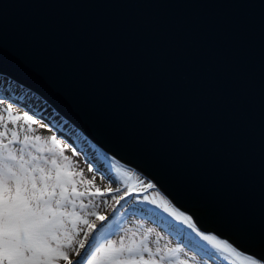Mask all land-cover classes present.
<instances>
[{"label": "water", "instance_id": "95a60500", "mask_svg": "<svg viewBox=\"0 0 264 264\" xmlns=\"http://www.w3.org/2000/svg\"><path fill=\"white\" fill-rule=\"evenodd\" d=\"M0 74L264 257V0H0Z\"/></svg>", "mask_w": 264, "mask_h": 264}, {"label": "snow or ice", "instance_id": "6c2138e0", "mask_svg": "<svg viewBox=\"0 0 264 264\" xmlns=\"http://www.w3.org/2000/svg\"><path fill=\"white\" fill-rule=\"evenodd\" d=\"M4 112L8 115L0 113V264H200L201 260L207 264L217 254L227 264H264V257L244 253L226 239L206 234L151 179L104 152L97 151L95 163L88 168L93 179L84 178L65 155L68 145L56 136L38 135L31 127L48 128L50 122L43 114L13 115L11 104ZM53 118L57 123L61 120ZM20 120L29 127L17 125ZM96 175L124 187H98ZM106 196L113 202V213L126 198L141 197L139 202L151 207L140 211L163 225L179 245L160 247L162 236L150 242L151 229L104 228L109 220ZM97 199L104 208L94 203ZM117 229L121 233L118 240L113 238Z\"/></svg>", "mask_w": 264, "mask_h": 264}, {"label": "rangeland", "instance_id": "374dc122", "mask_svg": "<svg viewBox=\"0 0 264 264\" xmlns=\"http://www.w3.org/2000/svg\"><path fill=\"white\" fill-rule=\"evenodd\" d=\"M0 78H2L3 83H5L3 85V88L0 87V101H2V103H0V113H3L5 117H7L8 114L4 112V109L7 108L9 104H11L13 109V115L23 116L25 112H27L28 114H32L33 112H35L37 116L41 114H43L44 116L47 115L46 122H50L48 124V128L40 127L39 125H32L31 127L35 130V133L44 137L56 136L58 139L62 140L64 144L68 145L65 155H67L70 158L71 163L75 165V168L73 170L77 172H82L84 178L86 179H93V173H90L88 171V168L95 163L94 154L97 151L104 153L106 152L100 149L93 142H91L87 136L78 132L79 130L77 131V128H75L71 124V122L63 118L58 112L54 111L52 107H50L39 96L36 95V99L37 101H40V103L44 104L45 108H41L40 104L38 103L33 106L32 100L30 101V103H21L20 101H18V99L13 98L9 93L11 92L10 87H13V85L11 84L12 80H10L9 78V80H7V77L1 74ZM6 88L9 89L8 92L5 90ZM48 113H52V115L50 116L48 115ZM55 116L61 119L59 123H57V120L53 118ZM65 124L67 126H64ZM17 125H23L25 129L29 127V124L24 122L23 120L18 121ZM9 127L12 126L9 124ZM73 133H75V135ZM23 134L24 133H21V138L23 137ZM83 140H86L87 144L83 143ZM74 152L75 155H73ZM100 171L105 172V169L101 167ZM95 185L101 188L118 186L123 189L124 187L123 184H109L103 181L99 175H96L95 177ZM148 194L151 195V193ZM104 199H108L109 203V206L106 208V214L109 215V220L105 222V225L103 226L104 228H107L108 226L114 227L115 225H119L120 228H132L133 230L139 229V232H145L148 229H151L152 231L148 234L150 242L154 241L157 236H162L164 237V239L160 241V247H163L165 243H167L170 247H176L179 245V241L175 238V236L169 235L168 230L163 225L157 224L154 220H150L148 216H146L140 211L143 208L151 207L150 205L140 203L139 200L141 199V197L133 196L131 200L126 198L125 201L121 202V205L117 207L114 213L112 208L110 207L113 202L107 196ZM94 203H99L100 207L104 208L102 201L97 199L96 201H94ZM140 226L143 227L141 228ZM205 233L216 235L212 232ZM120 234L121 233L119 229H117L115 234L113 235V238L118 240ZM97 235H99V231ZM218 238L221 237L218 236ZM152 247L153 250H155L156 245L153 244ZM191 255L192 253L189 252V256ZM197 259L199 260L200 258L198 257ZM222 261L223 264H227V259H225L222 254H217V257L214 258V260L207 261V264H221ZM165 264H167V261H165ZM200 264H204V261L201 260Z\"/></svg>", "mask_w": 264, "mask_h": 264}, {"label": "trees", "instance_id": "16d2710c", "mask_svg": "<svg viewBox=\"0 0 264 264\" xmlns=\"http://www.w3.org/2000/svg\"><path fill=\"white\" fill-rule=\"evenodd\" d=\"M3 79L2 78H0V87H2L3 88V85L5 84V83H3V81H2ZM7 80H9L8 78H7ZM11 84L13 85V87H10V91L11 92H9L10 93V95L13 97V98H16V99H18V101H20L21 103L22 102H24V103H30V101L32 100L33 101V106L34 105H36L37 104V99H36V94H34L33 92H31V91H29L28 89H26V88H24V87H22V86H20V85H18V84H16L15 82H13V81H11ZM7 92L9 91V89H5ZM45 118L47 117V115H45L44 116ZM77 131L79 130V129H76ZM99 147V146H98ZM100 148V147H99ZM101 149V148H100ZM106 152V151H105ZM107 153V155L108 156H110V158H115V157H113L112 155H110L108 152H106ZM116 159V158H115ZM126 166H128V167H131V166H129V165H126ZM131 168H133V167H131ZM134 169V168H133ZM135 170V169H134ZM139 173V172H138ZM139 174H141V173H139ZM142 175V174H141ZM144 177V176H143ZM166 198H168V197H166ZM169 199V198H168ZM170 200V199H169ZM179 209V208H178ZM179 210H181V209H179ZM185 214H187V215H190L191 216V212H193L194 214H196L194 211H191V212H188V211H183ZM192 217V216H191ZM207 232H212V231H207ZM212 233H214V232H212ZM217 235V234H216ZM220 237V236H219ZM222 238V237H221ZM224 239H226V238H224ZM227 241H228V239H226ZM229 242V241H228ZM257 254L258 255H263L264 254V247H260L259 249H258V252H257ZM257 256V255H256Z\"/></svg>", "mask_w": 264, "mask_h": 264}, {"label": "clouds", "instance_id": "9594fccd", "mask_svg": "<svg viewBox=\"0 0 264 264\" xmlns=\"http://www.w3.org/2000/svg\"><path fill=\"white\" fill-rule=\"evenodd\" d=\"M80 131V130H79Z\"/></svg>", "mask_w": 264, "mask_h": 264}]
</instances>
